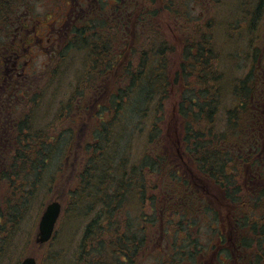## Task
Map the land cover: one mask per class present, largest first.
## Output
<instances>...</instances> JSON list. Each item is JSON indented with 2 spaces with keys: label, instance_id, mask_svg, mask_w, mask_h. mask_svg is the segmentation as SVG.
I'll return each instance as SVG.
<instances>
[{
  "label": "trees",
  "instance_id": "1",
  "mask_svg": "<svg viewBox=\"0 0 264 264\" xmlns=\"http://www.w3.org/2000/svg\"><path fill=\"white\" fill-rule=\"evenodd\" d=\"M33 1L0 0V64L15 60L18 47L12 38L34 21ZM193 2L204 4V0ZM100 3L88 1L85 7L78 3L56 60L58 63L65 52L78 50L79 65L85 71L82 78L83 69L78 68L72 84L75 88L70 98L75 105L60 103L59 113L81 116L83 107L90 109L96 103L98 124L85 146L83 166L68 193L65 209L69 221L79 222L80 229L71 246L60 243L53 233L44 245L40 264H141L148 252L153 255L160 249L165 253L161 254V264H196L203 248L191 230L200 216L212 212L215 219L216 212L206 203L209 199L232 206L227 217L235 220L231 222L234 231L245 226L253 231L247 239L239 236L232 243L230 257L234 251L239 264H264V185L257 192L247 189L248 196L239 198L242 187L236 180L241 167L240 145L228 140L223 126L219 129L214 125L224 85L215 66L218 51L214 18L189 28L185 21L192 23L194 8L190 0H113L106 6L108 11L103 7V15ZM251 12L245 28L254 32L264 12V0H256ZM161 14L163 19L159 20ZM161 22L165 28L160 27ZM221 28L224 30L226 24ZM166 33L174 36L167 37ZM175 46L179 57L171 72L170 56ZM60 63L55 64L58 70ZM55 68L53 74H63ZM83 80L89 90L78 96ZM252 83L247 74L238 80L236 89L230 90L235 105L224 115L233 116V130H239L243 119L239 110H244ZM31 84L16 85L12 90L6 81L0 88V186L4 189L0 197V259L12 246L22 212L32 204L35 193L42 186L48 189L51 179H56L57 172L51 171L52 159L58 156L67 130L53 133L40 122L43 117L39 116V106L45 90L39 84L38 93H33L37 92L35 85L27 88ZM176 86L177 132L169 137L163 128L164 101L169 89ZM6 91L12 101L5 98ZM16 95L21 96L18 103L13 100ZM136 139L151 143L149 151L134 156ZM187 160L193 163V175L199 177L188 173ZM161 178L163 187L158 183ZM160 189L164 199L173 195L179 198L166 201L168 211L179 217L173 225H162L156 217V191ZM196 195L203 198L198 205ZM174 200H179L178 205ZM146 202L151 207L148 215ZM250 213L255 214L254 221ZM236 214L241 218H234ZM169 227L174 231L169 247L150 251L153 236L162 230L165 235ZM217 238L224 242L221 234Z\"/></svg>",
  "mask_w": 264,
  "mask_h": 264
},
{
  "label": "rangeland",
  "instance_id": "2",
  "mask_svg": "<svg viewBox=\"0 0 264 264\" xmlns=\"http://www.w3.org/2000/svg\"><path fill=\"white\" fill-rule=\"evenodd\" d=\"M88 1L90 0L33 1L31 4V16L35 17L34 21L28 22V27L20 30L19 33L12 38L13 43H17L16 47H18L15 51V53H18V63L14 66L10 60H7L3 64L4 67L2 68V71L6 69L7 81H9V85L11 83L12 87L14 86L13 89L16 85L21 86L24 83H32L30 87L27 88L31 90L33 89V85H35L34 88L35 91H37L36 89L38 88V85H42L40 87L45 90V96H42V104L39 106V116L43 117L40 119V122L45 123L53 133L63 129L67 130L65 131L64 139L62 140V147L60 148L58 156L55 155L52 159L51 171H53L52 174L57 172V174L54 175L56 179H51L50 183L47 185L49 187L48 189L45 186H42V188L35 193L36 197L32 201V204L28 206V209L24 213L22 212V218L13 237V248L11 246L6 256L0 259V264H19L25 256L31 254L34 255L37 259V263L40 264L44 257L45 246L42 248L37 247L34 244V236L37 231V224L42 211L50 201L59 200L62 204V212L54 231L56 238L60 243L71 246L75 238L78 237L77 232L80 229L78 226L79 222H70L66 216L67 211L65 212V209L68 208V193L76 185V177L83 166L86 156L85 146L88 142H91L92 130L98 124V119L94 116L96 112L94 110L96 109V103L90 105V109L87 107H85V109H83V107L82 110L80 109L82 111L81 116H78L77 113L72 114V112L63 115L62 113H59L58 110L60 103L62 105L69 101L71 105H75V100H71L70 98L71 91L75 88V85L72 84H74L75 77H77L78 68L83 69V71L81 70L82 78L84 77L85 71L83 65H79L80 55L78 54L80 51L78 50L65 52V56L62 58L60 57L61 59L59 62L61 61V67L59 70V67H56L57 65L55 66V64H58L59 62L57 63L56 61L52 64L53 70L49 65L50 62L55 60L53 53L60 47V43H63L64 38L61 37V28H64V26L68 24V15H72L75 7L79 5V2H81V6H85ZM98 1L102 2L98 7H100L99 11L101 15H103V7L108 11L106 6H108L113 0ZM207 2L208 1L204 0V4H199V2H193V0H190V4L194 3L193 13L190 17L192 23H189V21L185 22L189 28H192L194 24L199 25L200 23H204L207 18H214L217 23L214 33V42L218 51V59L215 66L223 76L224 85L221 93L222 100L220 102L214 125L219 129L223 126L222 129L228 134V140L231 139L232 143L235 140L237 144L239 143L238 131L240 130V123L242 121H240L238 125L239 130H233V116L230 118L227 116L225 117L224 112L227 108H232L233 105H235V99L230 95V90L231 88L236 89L235 86L239 79L241 80L243 76H246L247 74H250L252 77L255 75H263V71L261 73L260 71L263 70L264 62V12L263 15L262 13L260 15L262 18L257 22L256 30L250 32L249 28H245V25L249 20L248 18L251 16L253 4L256 0H209V3ZM162 17L163 14H161L159 20L163 19ZM23 18H25V16ZM223 23L226 24L225 29H227V31H225V29L222 30L221 27H225V24ZM48 24L50 26H48ZM161 24L160 27L165 25L164 22H161ZM160 29L163 31L162 28ZM178 31L179 30H175L176 34H178ZM45 32H48L49 35L53 34L49 36V41L46 40L48 36H44ZM165 35L167 37L174 36V34L168 33ZM254 48L257 49V51H255L257 53L255 56ZM178 54V47L175 46V51L170 56V62H172L171 72L177 67L175 59H178ZM1 67L2 64H0V69ZM54 68L56 71L58 70V73L59 71H63V74H57V72H54L53 74ZM179 83L182 84V80H180ZM79 85L81 86V91L78 93V96L80 94L83 95L84 92L89 90L87 88L88 84H85V81ZM177 88L179 87L176 86V88L173 87L169 89L167 98L164 101L163 128L169 137L173 135L174 131L177 132V120L176 123L174 120L176 109L174 97H178V94L176 93L178 90ZM33 93L37 94L38 91ZM235 93L237 92L235 91ZM5 98L8 101H12L11 93L5 95ZM20 98L21 96L16 95L13 100L18 103ZM80 98L83 97L80 96L79 99ZM87 98V102H90L91 97L88 96ZM239 112L240 116L243 118V111L239 110ZM260 117L261 115L256 117V122H258ZM136 142L137 144H133L132 146V153L134 156H140L143 150L149 151L151 143L146 144L145 141L140 143L139 139H136ZM183 162L184 161H180L181 166L183 165ZM185 163L188 168V173L193 172V163L189 160ZM185 165L183 166L185 167ZM195 176L197 177L198 175ZM237 178L236 183L238 184L239 182V185L242 187V190L237 194L239 198H246L248 195H246L245 192H249L250 190H247L248 188L244 185V181L241 177ZM163 180L164 178H161L158 182L160 187H163ZM166 181L167 180H165V182ZM201 183L203 184V182ZM160 191L161 189L156 191V207L159 210L158 213H156V217L158 218V222L162 225H166L165 223L173 225L179 221V217L168 211L169 207L166 205V201H168V199L179 198H176L175 195H173L172 197H165L166 199H164L162 198ZM3 193L4 189L0 186V197H2ZM195 198H197V205L199 204L198 202L203 199L198 195H196ZM207 198L208 197H205L204 200ZM212 200L213 199H209L205 202L208 205H211L216 212L215 219L213 218L212 212L207 216L199 217V215H197L199 220L192 225L194 228L191 230V234L193 238L197 240L200 248H203V251L198 257L197 264H224L220 262V260H225V264H229L230 260L236 258L234 251L232 256L229 257L232 243L236 242L239 236L241 239H247L252 236L253 231L250 230V226L240 228L239 232L234 231L232 227L233 223L231 224V222H235V220H230L227 217V214L232 210V206H228L225 203L223 204L221 201L216 204L217 201L214 203ZM178 201L179 200H174L175 205H178ZM145 206V212L148 215L151 212V207H149L148 202H146ZM261 207L262 210H264L263 204ZM236 216H238V214L234 215V218H236ZM250 217L252 218L251 221H254L255 214L250 213ZM238 218H241V216H238ZM166 231L165 235L163 234L165 231L162 230L160 235L156 234L153 236V242L150 243V251L153 252V249H160V246H165L166 248L169 247V242L174 231L172 232L170 227L166 229ZM219 234L224 237V242L222 244L218 242L217 237ZM160 236L162 238H160ZM223 251L226 254L225 258L222 254ZM249 252H252V250H249ZM157 254L158 257H156ZM161 254L165 255V253H162V249H160V252L154 251L153 255L151 252H148L146 256L141 259V264H161ZM234 264H239V262L234 260Z\"/></svg>",
  "mask_w": 264,
  "mask_h": 264
},
{
  "label": "flooded vegetation",
  "instance_id": "3",
  "mask_svg": "<svg viewBox=\"0 0 264 264\" xmlns=\"http://www.w3.org/2000/svg\"><path fill=\"white\" fill-rule=\"evenodd\" d=\"M48 26L50 25L48 24ZM51 35L53 34L49 35L48 32H45L44 36H48L47 41ZM17 55L18 53H15V60L12 62L14 66L18 63ZM262 71L263 75L251 76L253 83L251 92L244 101L243 119L239 130L241 171L238 177L243 179L244 185L248 189L255 191H259L261 185H264V69L260 73ZM259 115L261 117L256 122V117ZM221 262H225V260Z\"/></svg>",
  "mask_w": 264,
  "mask_h": 264
},
{
  "label": "water",
  "instance_id": "4",
  "mask_svg": "<svg viewBox=\"0 0 264 264\" xmlns=\"http://www.w3.org/2000/svg\"><path fill=\"white\" fill-rule=\"evenodd\" d=\"M61 204L54 200L48 203L42 212L38 222V232L35 242L43 243L47 241L53 232L56 220L60 214ZM20 264H36L34 257H25Z\"/></svg>",
  "mask_w": 264,
  "mask_h": 264
}]
</instances>
